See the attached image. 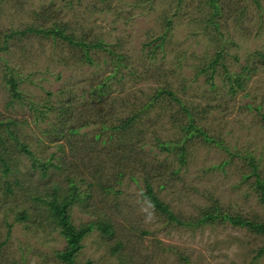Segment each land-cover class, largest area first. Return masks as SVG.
Listing matches in <instances>:
<instances>
[{"label": "rangeland", "instance_id": "obj_1", "mask_svg": "<svg viewBox=\"0 0 264 264\" xmlns=\"http://www.w3.org/2000/svg\"><path fill=\"white\" fill-rule=\"evenodd\" d=\"M53 24L116 52L90 48L87 58L42 32L5 40L11 30ZM4 43L0 264H66L56 254L64 236L37 197L62 196L68 174L90 194L70 208L71 223L106 216L115 228L110 239L97 229L83 237L78 264H264V233L222 217L188 224L207 207L264 223L255 188L256 172L264 180V0H0ZM135 111L142 117L119 177L109 136L116 144L114 126ZM191 122L212 138L188 137ZM143 163L162 169L154 190L183 224L143 194Z\"/></svg>", "mask_w": 264, "mask_h": 264}, {"label": "trees", "instance_id": "obj_2", "mask_svg": "<svg viewBox=\"0 0 264 264\" xmlns=\"http://www.w3.org/2000/svg\"><path fill=\"white\" fill-rule=\"evenodd\" d=\"M210 4H215L216 0H208ZM171 24V19H167V26ZM23 33L26 34L28 32H34L39 33L42 32L45 35H52L56 37H60L62 40L66 41L68 44H70L73 47L81 46L84 49V54L89 57V52H87L90 48H98L99 50H105L107 52L113 53L114 51L111 50V48L103 42L101 39L94 38L89 39L87 37H78L76 38L73 34L66 33V28L61 27L60 25L53 24L48 27L44 26H28L25 29H15L11 30L10 32L5 33V40H7L8 37L13 36L15 33ZM159 37V36H158ZM157 37V38H158ZM160 37H164V35H160ZM158 45V43H157ZM6 44L4 43L0 47H5ZM116 52V51H115ZM114 52V53H115ZM222 56V53L219 52L217 54V58L213 61L216 62L218 59ZM117 57L121 59V55L117 53ZM211 61V63L213 64ZM8 82L10 84V87L17 93L15 86H17V80L12 75L9 77ZM239 83V82H238ZM240 85V83H239ZM163 92V89L160 88L158 93ZM169 93H172V91H168ZM157 93V94H158ZM159 95V94H158ZM157 95H154L153 100L157 99ZM153 101H149L147 105H151ZM141 111L139 112H133L132 115L124 116L120 119L119 123L115 125L116 133L117 135V142L113 141L111 137L114 135V133L110 134V144L111 146H117V150L114 151V157L118 159L119 165L123 166L122 171L119 170V177L124 176L125 172V164L126 162L131 161L132 156L129 155L134 147L131 145L130 141L133 140V135L135 128L133 127L134 122L138 119H141ZM105 124V123H103ZM101 124V126L103 125ZM189 126H186L184 129L187 133L188 137H192V135L199 133H204L203 136H206L207 134L203 130V128L193 125V122L188 124ZM194 127V128H193ZM58 131V129H56ZM102 133V132H101ZM98 138L101 136V134L97 133ZM206 139H211L212 137H205ZM129 141V142H128ZM175 147L173 146V149H176V151H179L180 153V160L182 162L186 161V157L184 156L185 151V145H180L179 142H176ZM23 148L26 149L25 145H22ZM177 146H180V148H177ZM170 149V148H166ZM170 149L171 151L173 150ZM117 151V152H116ZM122 151V152H121ZM110 154V153H109ZM112 154V152H111ZM0 159L3 160V163L6 162V159L3 158L0 155ZM250 164L254 167V172H256L257 165L256 160L253 157H250ZM48 162H44L42 165L47 167L46 165ZM54 164V163H52ZM56 165V164H54ZM58 167H61L60 165H56ZM64 169H66V166H64ZM143 178L142 182L144 184V191L143 194L149 199V202L152 203L153 207L159 211L166 212L168 217L171 219H174L180 224H183V222L178 219L175 215L172 209L169 207V205L161 199L157 192L154 190L153 181L155 180L156 176H159L160 171L162 170L160 167H152L148 166L147 164L143 163ZM153 168V169H152ZM256 182H255V188L259 194V199H261L262 204H264V180L261 179L260 174L256 172ZM118 177V179H119ZM75 176L68 174L66 177V180L69 183V189L62 195L58 196L57 193H54L51 198L45 197H37L38 201H44L47 204V208L49 211V217L51 218L52 223L59 228L60 232L63 234V238L66 242V247L64 250L60 251L57 250L56 254L60 259L66 263V264H78L76 257L79 254L83 242L81 239L85 237L87 234H89L93 229H97L102 233V236L106 239L113 238L115 236V228L113 226V223L110 218L106 216H97L96 220H91L88 223L81 225V227L77 228L75 225H73L70 221V214L69 210L73 205L84 203L89 199L90 194L84 193L81 190H79L78 184L75 182ZM121 179H119L120 181ZM163 185V184H161ZM100 187L105 193H111V192H118L119 189H116L114 185H107L104 183H100ZM219 211L216 210L213 207H207L203 210L201 216L196 221L188 222L189 225L195 226L198 223L204 222V221H215L218 217H222L225 220H229V222L239 225L247 226L249 229L257 230L261 233H264V223L260 222H254L252 220H249V218L244 217L243 215H231L228 213L219 214ZM20 216L22 218H26L25 211L20 212ZM118 241V240H117ZM122 246L121 240L117 242V245L112 247V252H118L119 248Z\"/></svg>", "mask_w": 264, "mask_h": 264}]
</instances>
